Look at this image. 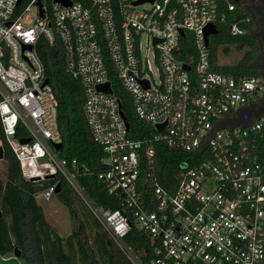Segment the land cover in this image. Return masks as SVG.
I'll list each match as a JSON object with an SVG mask.
<instances>
[{"label":"built area","instance_id":"obj_1","mask_svg":"<svg viewBox=\"0 0 264 264\" xmlns=\"http://www.w3.org/2000/svg\"><path fill=\"white\" fill-rule=\"evenodd\" d=\"M236 1L41 0L40 15L36 0L20 9L21 1L0 0L4 140L25 179L63 176L131 264H264V114L245 125L227 117L264 81L213 70L204 34L208 23H228ZM229 29L245 30L236 22ZM186 32L189 60L178 56ZM41 37L60 41L65 70L82 85L90 135L104 152L95 173L120 207L97 205L78 179L87 165L58 154V99L36 49ZM105 82L110 91L98 89ZM124 96L153 132L130 135ZM157 142L189 152L167 186L155 167ZM57 183L35 197L49 201ZM133 226L150 237L147 259L128 242Z\"/></svg>","mask_w":264,"mask_h":264},{"label":"trees","instance_id":"obj_2","mask_svg":"<svg viewBox=\"0 0 264 264\" xmlns=\"http://www.w3.org/2000/svg\"><path fill=\"white\" fill-rule=\"evenodd\" d=\"M29 0H21L17 7L22 8ZM234 10H227V24L218 25L217 32L208 38L211 68L235 77L259 75L248 67V61L257 49L255 39L248 32L249 11L241 1H236ZM223 9V7H222ZM231 22L245 28L243 32L232 33ZM230 44L239 50L248 46L235 62L219 61V48L222 54L230 51ZM36 49L43 61L50 85L58 99L57 124L61 132L62 145L58 154L64 157H77L85 163L90 173L78 176L79 182L90 198L103 208L120 207L119 199L109 194L104 183L95 173L101 168L103 148L95 142L83 113V88L80 81L65 70L63 47L59 40L50 45L43 37L39 38ZM193 50L191 38L186 32L180 38L178 56L189 60ZM123 94L124 93L123 91ZM122 100V107L130 123L129 133L133 137L150 134L154 128L140 119L130 103ZM18 134L23 133L19 129ZM0 139L3 142V160L5 166L0 172V255L5 258L14 256L15 247L20 250L26 264H131L109 233L80 196L69 186L60 174L42 180L25 179L12 150L4 140L0 123ZM155 167L160 182L167 186L181 159H189V152L168 146L164 142L154 144ZM55 182L60 184L56 198L67 206L73 228L62 236L46 219L44 208L35 197V193ZM78 210L80 215L78 214ZM80 216V217H79ZM77 219V220H76ZM128 242L141 258L152 255L150 237L133 226Z\"/></svg>","mask_w":264,"mask_h":264},{"label":"flooded vegetation","instance_id":"obj_3","mask_svg":"<svg viewBox=\"0 0 264 264\" xmlns=\"http://www.w3.org/2000/svg\"><path fill=\"white\" fill-rule=\"evenodd\" d=\"M244 4L249 11L247 21L250 27L247 29L250 35L257 43V49L254 51V56L249 59L248 67L259 72L264 81V0H237ZM243 48V47H242ZM248 46L244 45L243 51L248 50ZM264 110V87L261 89V94L254 101L248 104L244 111L236 116L233 123H247L251 121L258 112Z\"/></svg>","mask_w":264,"mask_h":264},{"label":"rangeland","instance_id":"obj_4","mask_svg":"<svg viewBox=\"0 0 264 264\" xmlns=\"http://www.w3.org/2000/svg\"><path fill=\"white\" fill-rule=\"evenodd\" d=\"M143 6H147V3H143ZM28 15L35 16L36 6L32 5L30 10L27 11ZM230 51L228 54H222L221 47L219 48V61L221 62H235L237 61L242 52V49H237L235 44H230ZM261 94V90L258 91V95ZM5 164L2 159H0V172L4 168ZM38 202L43 206L44 213L46 219L54 226V228L58 231L62 236H66L70 233L74 224L70 218L69 211L66 205L60 202L55 195L49 201H43L41 199H37ZM78 214L79 210H78ZM80 217V216H79ZM77 220V219H76ZM0 264H26L25 260L18 256H12L11 258H5L0 255Z\"/></svg>","mask_w":264,"mask_h":264},{"label":"water","instance_id":"obj_5","mask_svg":"<svg viewBox=\"0 0 264 264\" xmlns=\"http://www.w3.org/2000/svg\"><path fill=\"white\" fill-rule=\"evenodd\" d=\"M20 1H21V0H18V3H19ZM54 1H59V2H62V3H64V4L69 3V0H54ZM139 1H141V0H139ZM36 3H37V5H38V7H39L40 15H42V14H43V8H42V2H41V0H36ZM216 32H217V27L215 26V24H213V23H208V24L205 26V28H204V34H205V40H206V43H208L209 35H210V34H215ZM180 33L183 34V30H182V29L180 30ZM27 46L30 47L29 44H28ZM183 65H184L185 68H189V64L184 63ZM97 87H98V89H102V90L110 91V86H109V83H108V82H105V83L99 84ZM121 113H122V115H123V117H124V119H125L126 126L128 127V126H129V122H128V120H127L125 114H124L123 112H121ZM261 114H264V110L261 111V112H258V113L256 114L255 117H258V116H260ZM239 124H240V125H245L246 123H239ZM161 126H162V124L159 125V127H161ZM15 135H16V134H15ZM28 140H29L28 137L21 138V141H22V142H26V141H28ZM61 145H62L61 142L55 143V147H56V148H60ZM2 155H3V146L0 145V157H1ZM48 176L51 177V176H53V175H52V174H49ZM59 188H60V184L57 183V184H56V187H55V191H58ZM14 255H15V256H19V255H20V250H19L17 247H15Z\"/></svg>","mask_w":264,"mask_h":264},{"label":"crops","instance_id":"obj_6","mask_svg":"<svg viewBox=\"0 0 264 264\" xmlns=\"http://www.w3.org/2000/svg\"><path fill=\"white\" fill-rule=\"evenodd\" d=\"M245 107H246L245 105L240 106L239 108H237V109L231 111L230 113H228V115H227L228 120L234 119L236 116H238L241 112L244 111ZM237 124H239V123H237Z\"/></svg>","mask_w":264,"mask_h":264}]
</instances>
